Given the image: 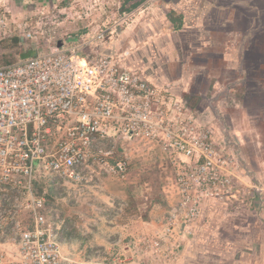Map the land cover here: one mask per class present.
Wrapping results in <instances>:
<instances>
[{
	"label": "built area",
	"instance_id": "obj_1",
	"mask_svg": "<svg viewBox=\"0 0 264 264\" xmlns=\"http://www.w3.org/2000/svg\"><path fill=\"white\" fill-rule=\"evenodd\" d=\"M135 13H123L81 44L0 68V264H129L112 250L90 260L66 253L63 237L72 222L58 201L80 204L96 173L126 180L129 149L141 144L158 147L174 171L171 210L143 240L152 256L182 252L206 201L252 206L258 200L264 210V185L246 181L237 155L221 145L229 137L219 139L188 102L131 71L129 51L117 57L89 51L130 26ZM7 17L0 8V32Z\"/></svg>",
	"mask_w": 264,
	"mask_h": 264
},
{
	"label": "crops",
	"instance_id": "obj_2",
	"mask_svg": "<svg viewBox=\"0 0 264 264\" xmlns=\"http://www.w3.org/2000/svg\"><path fill=\"white\" fill-rule=\"evenodd\" d=\"M102 1L101 13L90 12L91 5L88 3L82 15H71L69 20L66 19L64 31L72 33L64 47L70 48L95 38L99 32L112 27L111 22L117 19L123 4L129 7L140 3L130 26L120 28L115 35H107L103 42L92 45L89 51L113 57L129 51L131 55L125 59V65L131 71L139 73L169 96L186 102L189 98L198 100L203 96L197 89L195 78L209 74L206 71L214 56L216 60L220 59L226 70L239 68L242 83H246L238 97L236 91V98L243 101V109L240 110L243 120L238 128L240 133L234 137L236 141L227 143V147L221 145L229 153L237 155L242 173L248 179L246 181L264 185V151L254 153V141L249 139L255 132L258 137L255 144L264 147V0ZM139 9L140 12H137ZM1 35L0 41L3 39ZM64 42L59 40L55 46L62 47ZM31 52L34 54L17 63L35 56L34 49ZM211 84L212 94L219 96L224 85L217 79ZM230 86L232 88L233 83ZM217 96L212 100H216ZM252 104H255L254 108ZM192 111L199 120V117L207 116L206 111L213 116L222 113L221 108L212 105L204 113L199 109ZM254 118L256 122L253 125ZM94 177L102 181L99 173ZM107 182H103V190H108ZM162 182L161 197L156 201L152 193H148L150 189L146 190L150 205L144 214L135 216V223L140 226L133 227L134 231L130 234L135 243L141 240L139 230L142 228L144 236L152 238L171 210L174 201L171 197L172 177H163ZM90 186V191H93ZM124 193L118 191L116 194L121 196ZM127 193V199L131 200L135 198L133 195L140 196L137 188ZM259 204L256 200L252 208H242L206 201L202 217L191 237L183 242L179 255L172 257L167 254L159 258L145 250L135 252L131 246L124 248L125 254L132 261L130 264H141L144 258L151 264H264V210ZM218 213H224L223 221L216 219ZM91 247L85 245L81 250L74 241H64L66 253L84 259H87Z\"/></svg>",
	"mask_w": 264,
	"mask_h": 264
},
{
	"label": "rangeland",
	"instance_id": "obj_3",
	"mask_svg": "<svg viewBox=\"0 0 264 264\" xmlns=\"http://www.w3.org/2000/svg\"><path fill=\"white\" fill-rule=\"evenodd\" d=\"M88 3L91 5L90 12L101 13V8H103L102 0H0V8L8 12L7 30L0 32L3 37L0 41V53H13L18 60H22L33 55L34 53L31 52L33 49L36 53L35 55L49 53L50 46H55L59 40L62 43L65 41L64 45H67L66 39L72 32L64 31L66 19L69 20L71 15H82V12L84 13L87 10L86 5ZM121 9L118 12L117 19L111 22L112 26L123 15ZM126 27L123 26L122 28ZM28 33H32L37 39H27L26 35ZM80 33L75 32L74 34ZM109 35L111 36V34ZM14 38H18V45H15ZM219 50L220 48L217 49V51ZM206 59L208 58L206 57ZM210 64L211 66L206 71L209 74H206L205 77L195 78L197 89L202 92L203 96L198 98L197 102L194 100L193 104L196 110L199 109L203 113L208 109L209 105L221 108L222 113L220 115L214 113L215 115L213 116V113L206 111L207 118L199 117L200 122L215 129L219 139L229 137L225 139L236 141L237 138L234 137L238 136L237 133H240L238 128L243 120L240 115V110L243 109L241 102L243 101L236 98V91L238 97L242 89L244 90L246 83H242L239 68L232 71L226 70L220 59L219 61L216 60L215 56L211 58ZM214 79L219 80L224 85V89L219 96H217V93L212 94L214 91L211 82ZM229 82L230 85L233 83L232 88ZM216 96V100H212ZM252 106L254 108L255 104H252ZM253 121L254 125L256 119L254 118ZM252 133L249 138L254 141L255 145L252 147V151L254 153H262L264 147L263 145L257 147V144H255L258 140L257 134L255 132ZM137 142L138 140H135L131 144L137 145ZM129 153L131 169L126 180L104 176L101 182L96 180L91 183L92 187H90L93 188V191H90L89 188V195L80 204H76L72 200L67 203L58 201L60 207L63 208L62 217L68 218L72 222L69 230L64 233L63 239L64 241H74L81 250L85 245L92 246L88 250L90 253L88 252L89 254L86 255L87 259L88 257L93 258L96 256L95 252L97 251H100V255L103 258L111 256L109 255L110 250H112L111 254H125L124 248L127 246H131L135 252L146 251L142 240L147 236L142 233L143 228L139 230L140 236H142L139 242L135 243L136 240L130 235L134 231L133 227H140L135 223V216L144 214L148 205H150L147 202L148 193H152V198L155 201L161 197L160 192H162L164 184L162 182L163 177H173L174 171L168 156L162 153L158 147H144L141 144L134 149H129ZM45 181V179H42V182L48 186V182L46 183ZM103 182L108 183V190H103L105 188ZM116 187L119 188L116 189ZM135 188L140 191V196L136 197V195H133L135 197L133 200L127 199L126 196L129 195L127 192L129 190L133 192ZM147 189H150L148 193ZM118 191L125 193L120 196L116 194ZM233 206L252 208L249 205ZM72 211L74 213H71ZM216 219L223 221L224 213H218ZM135 232L138 231L136 230ZM131 238L132 241H130ZM103 258L98 262L106 261ZM128 258L130 257L128 256ZM141 264H151V262L146 261V258H144Z\"/></svg>",
	"mask_w": 264,
	"mask_h": 264
},
{
	"label": "trees",
	"instance_id": "obj_4",
	"mask_svg": "<svg viewBox=\"0 0 264 264\" xmlns=\"http://www.w3.org/2000/svg\"><path fill=\"white\" fill-rule=\"evenodd\" d=\"M127 1H130V0H127ZM139 6H140V3H135V4H132L131 6L128 7L127 4L125 3L122 6L121 12H123V13L124 12H130V11L135 10ZM14 42H15V45H18V42H19L18 38H14ZM14 47H16V46H14ZM15 56L16 55L13 53H0V68L17 63L18 59ZM194 99L195 98H189L188 99V105L192 109H195V105L193 104ZM195 101L197 102L198 100H195ZM39 190L41 192L42 187L39 186Z\"/></svg>",
	"mask_w": 264,
	"mask_h": 264
},
{
	"label": "water",
	"instance_id": "obj_5",
	"mask_svg": "<svg viewBox=\"0 0 264 264\" xmlns=\"http://www.w3.org/2000/svg\"><path fill=\"white\" fill-rule=\"evenodd\" d=\"M61 46V45H60Z\"/></svg>",
	"mask_w": 264,
	"mask_h": 264
}]
</instances>
